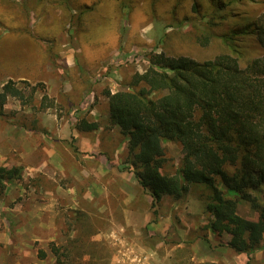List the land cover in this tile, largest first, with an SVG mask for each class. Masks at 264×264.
Segmentation results:
<instances>
[{
	"label": "rangeland",
	"instance_id": "374dc122",
	"mask_svg": "<svg viewBox=\"0 0 264 264\" xmlns=\"http://www.w3.org/2000/svg\"><path fill=\"white\" fill-rule=\"evenodd\" d=\"M216 2L0 0V91L9 80L21 89L0 107V166L22 170L21 178L0 188V264H61L54 248L69 239L77 248L73 258L62 256L68 264H119L116 254L135 249L150 256V264H170L161 242L177 241L179 230L186 235L194 225L198 228L190 233L202 245H221V259L264 264V239L249 260L224 246L228 235L208 238L201 186L192 185L180 200L164 195L154 214L152 197L133 172L118 169L128 144L110 121L105 91L126 88L136 72L149 67L152 52L211 59L224 44L215 36L202 45L195 31L211 24L224 33L264 12V0H220L217 11ZM83 11L91 26L79 23ZM239 43L245 55L264 53L252 34L242 35ZM82 117L97 121L99 128L78 130ZM165 144L178 161L180 146ZM121 203L149 210L150 222L162 215L163 227L176 228L170 227L167 240L148 231L149 221L138 229L110 226L113 219L123 222ZM238 212L249 219L259 216L245 201ZM157 247L164 258L152 256ZM221 261L217 264H225Z\"/></svg>",
	"mask_w": 264,
	"mask_h": 264
},
{
	"label": "trees",
	"instance_id": "16d2710c",
	"mask_svg": "<svg viewBox=\"0 0 264 264\" xmlns=\"http://www.w3.org/2000/svg\"><path fill=\"white\" fill-rule=\"evenodd\" d=\"M214 6L219 10L220 0ZM84 13L79 23L91 26ZM245 34H252L264 51V12L224 33L213 31L211 24L195 31L202 45L215 36L221 39L224 49L213 58L152 52L149 67L136 72L126 88L105 93L110 121L128 144L119 171L133 172L153 208L164 195L180 200L192 185L201 186L209 214L205 228L228 235L224 244L250 260L264 239V53L245 55L239 43ZM9 95H21L12 80L0 91V107ZM99 126L85 117L76 123L80 131ZM166 141L180 146L178 161ZM21 177L20 167L0 166V188ZM240 201L249 202L258 218L240 215ZM76 248L72 239L55 247L56 261L68 264L62 256L73 258Z\"/></svg>",
	"mask_w": 264,
	"mask_h": 264
},
{
	"label": "crops",
	"instance_id": "0c3cea01",
	"mask_svg": "<svg viewBox=\"0 0 264 264\" xmlns=\"http://www.w3.org/2000/svg\"><path fill=\"white\" fill-rule=\"evenodd\" d=\"M123 176H124L123 174L119 175L120 178L119 180L121 182L120 187L122 191H123L122 186H124L125 184V179H123ZM128 201H125V203H127ZM121 204H122L121 207L122 214L124 218L123 222L117 223L115 219H113L110 221V226L113 224L116 226L117 225L121 226L123 228L131 227L134 229H138L139 227L142 226L145 227L146 224H148V221L150 222L152 213L149 210L145 208L137 209L135 208V206H130L129 204L128 205L123 203ZM157 217L159 218V220L156 219L151 221L150 224L148 225V229H149L148 231L151 233L162 234L163 238H167L168 240L169 238L166 237V234L169 233L170 227H172L173 230H175L176 227L174 225L173 226L166 225L165 227H163V224L165 223L166 220H161L163 217L162 215H158ZM194 226L195 227L193 228L188 227L189 232L186 233V235L185 233L179 230L178 233L176 234H180V237H178L177 241L175 242H170V244H166L165 240L161 242V244L165 243V249L167 253V254L165 253V258L164 256H161V254H159L158 247L154 248V250L152 249L154 253V255L152 256L155 259L158 258L160 259L161 257H163L165 260L168 259L170 264H217V262H220L221 260L225 264L234 263V260H231L232 258H230V260L228 261L221 259V255H219V253L217 252V248L221 247V245H215L213 243L212 244L210 243L211 246H205L202 245L198 237H195L196 235L192 236L191 234L193 232L192 230L194 229L197 230L198 228L197 225ZM183 228L185 229V226L182 227V229ZM213 235L214 234L211 232L210 235H208V238L210 239L211 236ZM228 240L229 239H226V241ZM224 246H226V244ZM135 252H137L136 249L131 253L119 252L118 254H116V260L117 262H119V264H134L132 262V257H133V253ZM145 257L147 259V263L150 264L148 259L150 256L148 257V255H146Z\"/></svg>",
	"mask_w": 264,
	"mask_h": 264
},
{
	"label": "built area",
	"instance_id": "2783aa9c",
	"mask_svg": "<svg viewBox=\"0 0 264 264\" xmlns=\"http://www.w3.org/2000/svg\"><path fill=\"white\" fill-rule=\"evenodd\" d=\"M145 256L143 253L135 252L133 253L132 262L134 264H148Z\"/></svg>",
	"mask_w": 264,
	"mask_h": 264
}]
</instances>
